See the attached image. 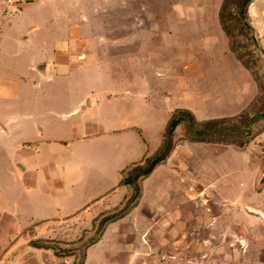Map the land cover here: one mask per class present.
I'll list each match as a JSON object with an SVG mask.
<instances>
[{"label": "rangeland", "instance_id": "rangeland-1", "mask_svg": "<svg viewBox=\"0 0 264 264\" xmlns=\"http://www.w3.org/2000/svg\"><path fill=\"white\" fill-rule=\"evenodd\" d=\"M25 1L40 5L6 13L0 31V117L17 129L0 140L5 264H264V0L248 7L251 32L237 29L249 68L221 25L224 0ZM86 96L93 106L74 111ZM182 111L195 124L176 127L132 200L124 177ZM205 127L207 141L190 140ZM24 142L41 153L32 177L17 172Z\"/></svg>", "mask_w": 264, "mask_h": 264}, {"label": "trees", "instance_id": "trees-1", "mask_svg": "<svg viewBox=\"0 0 264 264\" xmlns=\"http://www.w3.org/2000/svg\"><path fill=\"white\" fill-rule=\"evenodd\" d=\"M253 0H224L220 11V22L230 39L231 49L236 53L237 57L242 61L246 67H250L249 59L237 45L236 34L238 27L242 30L251 32V26L248 19V7ZM255 42V38L251 37ZM256 44V42H255ZM189 118L192 124H195L194 116L187 111L180 112V115H175L170 119L164 135V141L159 150L150 157H147L143 164L135 165L124 177L123 183L132 185L134 192L131 199L135 200L140 194V187L138 180L141 177L150 175L153 170L162 162H164L172 151V136L176 127L185 119ZM196 137L190 138L191 141H207L212 132L206 127L204 129H195ZM247 131L238 130L235 134L236 140L239 143L244 142V137L248 135ZM220 141V140H217Z\"/></svg>", "mask_w": 264, "mask_h": 264}, {"label": "crops", "instance_id": "crops-1", "mask_svg": "<svg viewBox=\"0 0 264 264\" xmlns=\"http://www.w3.org/2000/svg\"><path fill=\"white\" fill-rule=\"evenodd\" d=\"M33 4H39L40 5L39 2H27L25 0H0V31H1V27L3 25L4 17L6 15V13H8V12L11 13L12 11L17 12V11L23 10L27 6L33 5ZM41 31L43 33L45 32V30L43 28L39 27L38 25L37 26L33 25L32 27H30L28 29V34L29 35L31 34L33 36L36 35L39 38V36L42 34ZM39 32H41L40 35H39ZM28 40H29V38H28ZM43 49H45V46ZM29 66H30L31 70L34 71L41 80H46V81L52 80V76H53L52 75V64L49 61L42 60L41 57H33L31 62L29 63ZM0 75H1V68H0ZM12 76H13L14 80L10 82V91H12V94H14L16 98H18L20 95V91H19L20 90V88H19L20 82L17 79V77H18L17 72L13 71ZM0 97H1V95H0ZM104 100H110L109 96H106V98ZM82 102H83L82 108L79 107V105H80V102H79L78 106L74 109V111L78 110L80 112H83V111L90 109L93 106V102L91 101L90 96H86ZM99 102H101V101H99ZM99 102H97V103H99ZM12 118L13 117H11V116H6L7 120L4 121L0 117V140H3L4 138H10L12 136V134L16 132L17 129L14 125V122L11 121ZM34 126H35L38 134H41L43 132L42 128L38 124H35ZM133 132H135V134L137 135L135 128H133ZM137 136L139 138V135H137ZM2 143H3V141H0V145ZM25 143L26 142L23 143L24 144L23 148H26V149L24 151H22L21 156H23L25 153L26 154L28 153V154H31L32 157H30V159H28L29 162L24 163V166H22V164L20 162H17L16 163V167H18L17 172H20L27 177H29V176L32 177L31 175L33 172H31L29 174V173H27V170L29 168L33 167L35 162L39 159L41 153L36 147H34L32 145L31 142L26 143V147H25ZM1 148H2V146H0V149ZM139 155L133 156L129 160L128 164L131 161L135 160V158ZM9 156H10L9 162L12 163V159L14 156H13V154H11ZM0 163L2 164L1 161H0ZM161 164H159L158 166H160ZM28 166H29V168H28ZM154 170H153V172H154ZM15 177H16V175H15ZM8 211H9V206L7 205L6 201H4L1 198V195H0V234H2V229H6L8 227V225L6 224ZM1 236L2 235H0V246L5 244L7 241V236H2V237ZM7 255H8V253H4V254L0 253V264H5V260L7 259Z\"/></svg>", "mask_w": 264, "mask_h": 264}, {"label": "water", "instance_id": "water-1", "mask_svg": "<svg viewBox=\"0 0 264 264\" xmlns=\"http://www.w3.org/2000/svg\"><path fill=\"white\" fill-rule=\"evenodd\" d=\"M247 210L251 213H254V214H259L261 216H263V212L258 210V209H255V208H252V207H247Z\"/></svg>", "mask_w": 264, "mask_h": 264}]
</instances>
